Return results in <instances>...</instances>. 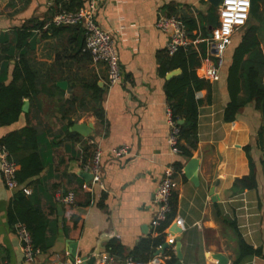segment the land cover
<instances>
[{"label": "crops", "instance_id": "1", "mask_svg": "<svg viewBox=\"0 0 264 264\" xmlns=\"http://www.w3.org/2000/svg\"><path fill=\"white\" fill-rule=\"evenodd\" d=\"M13 1L15 5L8 6L9 0H0V34L31 21L48 19L44 29L36 31L38 43L31 53V63L40 71L41 81L49 86L54 81L57 84L67 81L66 88L58 85L64 94L41 93L38 98L41 106H33L30 99H25L30 102L28 111L13 124L0 126L1 139L27 126L30 119L41 135L39 147L45 166L24 186L27 195L39 197L51 222L47 236L52 246L46 252L41 251L37 259L44 264H83L82 257L100 251V260L112 256L113 264H126L128 259L146 261L156 255L163 257L162 264H167L171 256L166 252L170 251L176 258L175 264H221L215 257L217 253L228 257L227 264H264L263 149L254 147L252 151L259 187L236 193L232 190L237 178L250 173L245 147L255 143L263 124L262 114L254 103L245 107L235 121L224 118L227 68L236 35L224 53L221 80L211 82V93L207 89L198 93L203 103L199 108V143L192 157L200 160L199 184L184 171L192 157L173 153L168 143L171 126L165 82L169 72L165 77L160 74L159 53L167 51L169 35L157 26V21L166 15L165 6L170 4L187 9L199 19V10L207 14L206 2H210L85 0L83 7L97 3V21L111 31L115 40L123 79L111 86L104 64H95L84 50L76 53V27L54 36L46 33L53 24L56 0ZM198 31L203 33L202 24ZM14 63L12 60L8 82L12 80ZM198 74L202 77V69ZM96 82L104 91L102 118L96 115L97 102L92 98L91 86ZM70 120L88 123L92 132L85 136L72 130L74 124L68 127ZM69 132L79 135L71 136ZM90 139L103 150L99 182L93 181L86 168L95 149ZM119 149L122 151L117 154ZM177 161L184 166L174 175L172 200L176 195L177 202L171 228L177 224L183 232L170 243L171 231L164 229L165 242L171 246L161 251L163 245L156 246L153 241L161 233L159 227L152 225L157 208L155 195L167 167ZM19 188L7 186L0 166V264H31L25 260L16 224L10 217ZM72 190L77 196L76 203L61 204L58 197ZM232 222L237 223L249 244L262 249L261 256H247L237 263L240 245ZM144 240L150 241L143 245ZM113 242L122 246L120 253L111 251ZM74 249L78 253L75 260Z\"/></svg>", "mask_w": 264, "mask_h": 264}, {"label": "trees", "instance_id": "2", "mask_svg": "<svg viewBox=\"0 0 264 264\" xmlns=\"http://www.w3.org/2000/svg\"><path fill=\"white\" fill-rule=\"evenodd\" d=\"M85 2V0H56L53 13L79 10L85 5ZM210 10L207 14L199 10L198 19L190 11L181 9L177 5L165 6L166 14L178 16L186 25L188 34L193 39L198 36L197 32L201 24L204 35L209 33L210 26L218 25L217 13H210ZM47 22L48 19L38 22L31 21L0 34V126L13 124L20 119L24 112L25 99H30L35 106L40 105L38 98L43 92L64 94V90L58 86L56 81L51 86L42 82L40 71L31 63V53L38 43L36 31L43 30ZM261 24H264V0H252L249 21L244 33L236 38L237 41L235 40L236 43L227 68L225 120L235 121L239 113L251 103H254L257 110L261 112L263 119V124L254 139L255 146L250 144L245 147L250 163V173L236 179L232 188L234 193L259 187L257 163L252 151L254 147L264 150V48ZM68 28H75L78 33L75 38L76 53L83 52L86 36L85 29L81 24L63 26L50 24L46 33L51 32L54 36ZM43 37L44 35L41 38ZM85 53L90 55L87 51ZM206 54L205 44H201L199 50L190 46L188 48L181 47L174 54H169L168 51L159 53V71L163 77L174 69H182L180 74L166 80L165 92L169 106L173 111V117L181 129L179 147L180 154L185 158L193 156V150L197 149L199 143V108L203 100L198 97V93L204 89L211 93L212 89V83L198 74V68ZM12 60H15L14 69L12 80L8 82ZM91 88L93 90L92 98L97 102L95 113L99 118H102L104 108L101 103L104 91L97 82L93 83ZM211 100L212 98L209 96L208 101ZM27 116L30 118V113ZM181 120L183 123H180ZM28 122V125L22 129L12 131L2 137L0 149H6L20 166L17 171L20 188L16 191L10 208L11 221L14 224L25 223L32 233L35 247L46 252L52 246V240L47 236V229L51 222L40 205L39 197L35 194L27 195L24 191L25 184L31 178L39 175L45 166L39 147L41 135L38 129L31 124L30 119ZM73 124L75 121L70 120L68 127ZM69 134L71 136L79 135L76 132H69ZM262 163L264 165V160ZM183 166L181 161L175 163L176 170L182 171ZM176 202L177 196L175 195L171 200L172 211L169 218L159 227L161 233L153 240L156 246L163 245L165 242L166 233L163 231L171 224L176 210ZM223 218L227 220L225 217ZM232 225L238 235L240 245L237 263L247 256H261L262 249L255 248L243 238L236 222H232ZM149 241L144 240L143 245ZM111 247L113 254L122 251V246L116 245L115 242L111 244ZM166 253L167 256H171L167 264H175L174 254L170 251Z\"/></svg>", "mask_w": 264, "mask_h": 264}, {"label": "built area", "instance_id": "3", "mask_svg": "<svg viewBox=\"0 0 264 264\" xmlns=\"http://www.w3.org/2000/svg\"><path fill=\"white\" fill-rule=\"evenodd\" d=\"M252 8V0H221L218 8L219 23L212 27L207 35L198 31V36L193 39L189 36L186 25L175 15H162L157 21V26L169 35L167 51L174 54L181 47L188 48L193 46L199 50L201 44L206 45V57L203 58L201 66L202 77L210 82L221 80V67L224 63V53L233 44L234 37L239 29L246 26ZM97 3L91 2L88 6L82 7L76 11H60L52 19L56 26L79 25L85 29L86 45L85 51L89 52L91 59L95 64H104L108 70L109 85L113 86L122 82L123 72L120 65L119 54L115 45V40L111 31L104 29L96 18ZM208 63V64H206ZM168 122L171 126V132L168 143L171 151L180 154L179 147L181 129L173 117V111L169 106L167 109ZM89 142L95 145L92 159L86 168L93 175V181L99 182L102 179V148L96 144L94 139ZM122 149L116 150L120 154ZM0 166L5 178V182L10 189L19 187L17 180L18 163L11 157L6 149H0ZM176 173L175 165L167 167L163 179L159 183L155 202L157 208L152 220L153 227H160L169 218L172 211L171 200L175 189ZM26 192L28 189L24 188ZM75 191H69L58 197V201L66 206L76 203ZM182 224V221H179ZM171 231V224L165 230ZM16 233L21 242V248L25 260L31 264H44L37 258L41 250L36 248L33 243L32 233L25 223L19 222L15 225ZM172 233V234H171ZM169 242L174 243L178 232L171 231ZM101 264H113V257L106 256L100 260ZM163 257L156 255L150 260L128 259L126 264H162ZM76 264V263H75Z\"/></svg>", "mask_w": 264, "mask_h": 264}, {"label": "water", "instance_id": "4", "mask_svg": "<svg viewBox=\"0 0 264 264\" xmlns=\"http://www.w3.org/2000/svg\"><path fill=\"white\" fill-rule=\"evenodd\" d=\"M208 1L214 6H219V4L221 2V0H208ZM181 72H182V69L181 68H177V69H174V70L170 71L167 74L166 77H167V79H170L173 76L180 74ZM58 85H60L61 87L66 88L67 81H60L58 83ZM100 85H102V83H100ZM29 106H30L29 100H24L23 111H25V112L28 111ZM180 123H183V120H181ZM72 130H75V131L79 132L82 135L88 136L92 132V127L88 123H75L73 125V127H72ZM199 167H200V160L197 157H192L188 161V163L186 164V166L184 168V171H185L186 175L196 184H199ZM91 176H93V175L91 174ZM214 192H215V190L212 189L211 194L213 196V200H216ZM171 231L173 233L178 232V233L181 234L183 232V229L180 227V225L176 224V225H174L171 228ZM181 239H182L181 237H179L177 239L179 241L178 251H179L180 255H181ZM170 246H171L170 243L165 242L163 244V247H162L161 251H164L166 248H168ZM99 255H100V251L96 252L94 255H92L90 257H87V256L82 257L83 264H100ZM77 256H78L77 250L74 249L72 251V257L74 258V260H75V258ZM215 257L219 260V262L221 264H227L229 262L228 257L223 255L222 253L215 254Z\"/></svg>", "mask_w": 264, "mask_h": 264}, {"label": "rangeland", "instance_id": "5", "mask_svg": "<svg viewBox=\"0 0 264 264\" xmlns=\"http://www.w3.org/2000/svg\"><path fill=\"white\" fill-rule=\"evenodd\" d=\"M7 1H8V0H7ZM12 3H13V5H15L13 0H9L8 6H9V5H10V6H13ZM206 4L208 5V10L211 9V10H210V13H213V14L217 13L219 6H214V5L210 4V3L208 4L207 2H206ZM8 6H7V7H8ZM208 10H207V11H208ZM218 19H219V15H218ZM260 26L263 27L261 33H262V37H263V38H262V39H263V43H262V44H263V47H264V24H261ZM245 29H246V26H245V27H242L241 29H239V30L237 31V33H236V38H237L239 35H242V33H244ZM206 35H207V34H206Z\"/></svg>", "mask_w": 264, "mask_h": 264}]
</instances>
